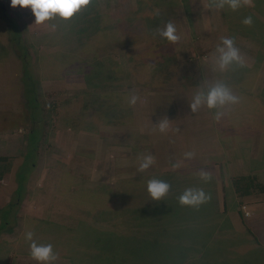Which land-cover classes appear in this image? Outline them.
I'll use <instances>...</instances> for the list:
<instances>
[{
  "label": "rangeland",
  "instance_id": "obj_1",
  "mask_svg": "<svg viewBox=\"0 0 264 264\" xmlns=\"http://www.w3.org/2000/svg\"><path fill=\"white\" fill-rule=\"evenodd\" d=\"M99 1L101 28L109 33L96 35V47H107L96 61L93 43L86 50L78 39H65L67 31L55 29L50 19L36 23L30 7L0 0V101L22 111L9 138L14 142L0 147V156L15 159L0 182V211L15 196L33 125L5 16L23 31L42 94L39 156L11 225L0 233V264H47L32 258L28 232L38 245H52L58 259L50 264H264V195L241 201L231 185L239 175L264 177V0L236 11L217 9L212 0ZM94 13L97 6L80 19ZM249 16L251 26L243 23ZM121 21L132 29L114 36ZM169 22L180 36L177 43L160 35ZM225 37L234 40L241 59L222 69L218 48L225 47ZM159 41L165 42L163 60ZM98 64L108 66L113 79L91 81ZM217 84L239 102L209 109L205 100L193 112L195 96ZM111 92L119 98L105 96ZM165 119L169 129L161 133L158 124ZM148 155L155 163L141 172ZM202 172L211 174L210 182L200 178ZM153 178L171 186L159 201L147 191ZM187 189H203L211 200L181 205ZM162 204L175 213L164 218L167 224L160 216L142 218ZM164 228L168 236L160 237ZM108 234L122 239L101 246L98 236Z\"/></svg>",
  "mask_w": 264,
  "mask_h": 264
},
{
  "label": "trees",
  "instance_id": "obj_2",
  "mask_svg": "<svg viewBox=\"0 0 264 264\" xmlns=\"http://www.w3.org/2000/svg\"><path fill=\"white\" fill-rule=\"evenodd\" d=\"M117 5H118V2H117ZM95 6H97V13L86 15L84 19H80V16L85 12V10H87V8L95 7ZM101 6L102 5L99 0H91V3L88 6L83 7L72 18L63 19L59 17V15H56L50 19L51 22L49 21L54 27H57L55 29L60 28V29L66 30L67 33L64 32L63 35H66L65 39L67 37L68 39H70V42L75 39L76 40L78 39L77 41L78 46L82 45V47H84L86 50H88L90 47V44L93 43L95 46V50L93 53H95L94 58H97L95 59L96 61L101 60L102 58L105 57L103 53H100V50L104 51V53L105 51H107L106 46L96 47V44H95L96 35L98 33L102 34L103 31L106 34L109 33V31H107L106 29L104 30L103 28H101V26L105 25L104 19L101 18V14H100V10L102 9ZM4 18L7 20L8 27L10 30V39L12 41L11 45L12 47L14 46L15 48L14 54L18 55V59L20 63L19 66L21 65L20 75L22 76L19 77L18 81L20 82V87L23 90V96L26 97L24 100V103L26 105L25 108L26 109L30 108V106L32 108V109L31 108L27 109L25 114H26V117H28L27 119H30L33 125L28 134L27 153L24 156V160L19 166L17 173H16L17 189L15 191V196H14L15 199L13 198V200L6 206V208L0 211V217H1L0 233H2L5 229L9 227V225H11L12 216L15 213L16 209L20 206V203L23 199V196L26 190V182L29 179V176L32 174L36 166V159L39 156V150L41 147V136H42V132L40 131V129L36 128V125L38 126V125H41L42 123V116H41L42 110H41V102H40V96L42 94H41V90L38 85V82L35 78L34 68H33L34 66H33L31 53H30L29 48L24 43L23 31L21 30L19 25L15 23L14 20L9 18L8 16H5ZM87 21H89L90 23H87ZM58 22H59V27H58ZM94 24H96V28ZM119 25H120V29L119 30L114 29L115 31L113 30V32L111 33L114 36L117 35L120 30L130 31V29H132V27L129 26L126 22L121 21L117 23L118 27ZM124 28H126V30ZM254 34L256 35V33ZM83 38H86V39L83 40ZM159 42H160L159 54L161 55V58L163 60L165 57V52L162 50L163 48H161L162 47L161 45L163 44L164 46L165 42L163 41H159ZM112 74H113V71H111L108 68V66H106L105 64H98L97 69H94L93 74L90 75V78H91L90 80L93 81L94 83L96 82L100 83L99 81L108 82L112 78ZM91 81H89L90 84H92ZM115 95L117 94H114L112 92L109 94H105L107 98H119V96H115ZM33 110L36 112H34ZM14 160L15 159L11 157L0 156V182L3 181L5 177L12 171ZM231 185L233 187L235 195L241 201H244L245 199L250 198V197L264 195V177H263V180L261 181L260 178L256 175H239L231 179ZM92 195H95V194H92ZM107 199L109 200L108 196H107ZM87 201L89 202V200ZM93 203L95 204V201H93ZM161 206H165V205L162 204L160 205V207L154 208L153 212L151 209H148V212L145 215H143L142 218L150 220V219H154L160 216V218H157V219L161 221V219L167 218L168 215L175 214L173 212L172 207L167 206V207L161 208ZM192 214H193V210H192ZM192 217H194V214ZM164 221L166 224L168 223L167 219H164L163 222ZM159 233H160V237H167L169 231L166 230V228H164ZM159 233L157 234V236H159ZM151 236L152 238L154 237L153 240H158L156 234L151 235ZM98 237L99 238L96 241L99 244H101V246L106 245V243L110 241L109 239L111 238L122 239L121 237L115 234H108V235H103V236L100 235ZM155 246H157V244Z\"/></svg>",
  "mask_w": 264,
  "mask_h": 264
},
{
  "label": "clouds",
  "instance_id": "obj_3",
  "mask_svg": "<svg viewBox=\"0 0 264 264\" xmlns=\"http://www.w3.org/2000/svg\"><path fill=\"white\" fill-rule=\"evenodd\" d=\"M91 3V0H11V7L16 8L17 6L21 8H31L32 13L35 16V22L38 24H42L45 21L53 18L56 15H59L63 19L72 18L77 12H79L83 7L88 6ZM212 4L217 9H223L225 6L230 8L232 11H236L244 6H251L252 0H212ZM243 23L247 26H251L253 21L252 18L246 17L243 20ZM160 35L166 38L171 43H177L180 40V36L177 35V29L175 25L169 22L165 29L160 31ZM222 44L225 47L218 48V51L222 53L220 57V67L226 68L232 61H239L241 59L239 50L234 46V40L231 38H222ZM138 97L132 96L130 99V104L135 105ZM209 109H214L217 107H223L228 103H238L239 98L234 96L231 91L220 84L212 87L207 95L197 94L190 105L191 110L196 112L201 105L205 102ZM219 115H217V119H219ZM159 131L161 133H166L169 129L168 120H162L158 124ZM185 156L191 158L194 156V153L188 152L185 153ZM155 163V158L151 155L145 156L140 165L139 171L143 172L149 169L151 165ZM179 164L173 165V167H179ZM200 178L204 180L206 183L210 182L212 176L210 173L202 172L200 173ZM170 185L159 179H150L147 182V191L150 194L152 200L159 201L164 198L169 190ZM211 200V195L205 193L203 189L193 190L187 189L185 192L179 197V203L181 205H190L197 206L204 203H207ZM26 240L31 241L30 244V252L33 259L40 262H50L58 259L57 254L54 253L53 247L51 244L47 245H38L33 240V233H26Z\"/></svg>",
  "mask_w": 264,
  "mask_h": 264
},
{
  "label": "crops",
  "instance_id": "obj_4",
  "mask_svg": "<svg viewBox=\"0 0 264 264\" xmlns=\"http://www.w3.org/2000/svg\"><path fill=\"white\" fill-rule=\"evenodd\" d=\"M8 41H9V37H8ZM1 44H3V43L0 42V45ZM7 73H8V70H6V73L3 75H6ZM0 76H1V64H0ZM18 83L20 84L19 81H18ZM5 86H6L7 91L9 93H11V91L8 89L6 84H5ZM4 93H6V92H1V94H4ZM14 101H17L16 96H15ZM20 101H21V103H19V105L23 106L22 105V102H23L22 97L20 98ZM5 107H6V105L4 104V102L0 101V110H1V108H4V111L7 113L6 119H4V117L0 118V147L8 149L9 148L8 143L14 142V140H9V138H11V132H16V130H17V125H16L17 123H15V121H17V117H22V111L17 109V105H12L11 109L9 107L8 108H5ZM8 120H12V121H8ZM18 128H20V127H18ZM3 134H5V135L3 137H1V135H3ZM10 149H13V147Z\"/></svg>",
  "mask_w": 264,
  "mask_h": 264
}]
</instances>
